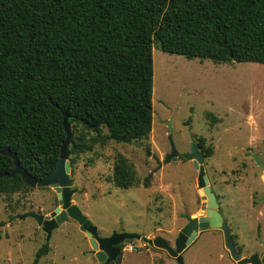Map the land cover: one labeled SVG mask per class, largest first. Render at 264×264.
<instances>
[{
    "label": "trees",
    "instance_id": "16d2710c",
    "mask_svg": "<svg viewBox=\"0 0 264 264\" xmlns=\"http://www.w3.org/2000/svg\"><path fill=\"white\" fill-rule=\"evenodd\" d=\"M154 45L189 59L264 63V0H0V195L31 188L20 174L1 175L14 168L7 147L37 179L55 169L62 110L71 167L96 144L148 138ZM113 180L139 184L122 154ZM49 249L42 244L34 262Z\"/></svg>",
    "mask_w": 264,
    "mask_h": 264
},
{
    "label": "rangeland",
    "instance_id": "374dc122",
    "mask_svg": "<svg viewBox=\"0 0 264 264\" xmlns=\"http://www.w3.org/2000/svg\"><path fill=\"white\" fill-rule=\"evenodd\" d=\"M153 123L148 138L131 143L108 141L82 152L71 167L72 201L97 226L99 235L137 232L146 238L160 235L175 246L187 224L183 214H205L207 198L197 185L198 170L184 158L192 138L212 151L204 165L213 190L219 195L232 236L243 257L264 248V63L215 62L187 58L153 46ZM169 135L179 152L176 161L163 163L170 152ZM124 155L136 170L139 184L117 187L115 160ZM147 182V184H145ZM59 205L51 187H31L0 195V264H103L88 236L69 219L47 238L25 211L49 214ZM126 242V241H125ZM124 242V243H125ZM50 245L38 263V248ZM123 244V247L126 244ZM128 243V242H127ZM133 252L123 249L114 264H179L167 251L143 239L132 240ZM184 264H236L225 248L222 232L200 233L183 254Z\"/></svg>",
    "mask_w": 264,
    "mask_h": 264
},
{
    "label": "water",
    "instance_id": "95a60500",
    "mask_svg": "<svg viewBox=\"0 0 264 264\" xmlns=\"http://www.w3.org/2000/svg\"><path fill=\"white\" fill-rule=\"evenodd\" d=\"M59 107L58 104H55ZM61 108V107H59ZM63 125L66 131V138L62 143L60 149V156L57 166L54 170L49 172L45 177L37 179L33 177L27 169H25L15 151L9 147L5 148L2 153L10 156L14 162V168L10 172H2L4 176H15L20 174L26 184L31 187H51L55 190L59 205L49 214L38 213L36 211H25L18 214L19 218L31 216L38 222L46 233L47 238L51 236L52 230L58 227L62 222L69 219L75 220L81 231L88 236L89 243L92 246V251L95 253L97 259L103 264H114L115 259L119 253V245L126 240L143 239L149 245L159 247L167 251L179 264H184V251L191 246L197 236L209 229H219L224 238L225 248L229 251L230 257L236 264H264V252L260 256L259 252H255L249 257H243L241 251L237 248L235 240L231 234V227L228 220L224 218L219 211V203L217 201L216 193L212 190L209 179L206 174L203 152L199 150L198 145L193 141L191 143V150L184 153V158L192 160L195 168L198 170L197 185L201 188L207 198V208L205 215L200 217H192L190 214H183L187 219V224L181 229L178 237L175 240V246H172L163 236H156L155 238H146L137 232H117L114 231L111 235H99L98 228L94 224H86L87 215L81 211L79 206L72 201V196L76 189L72 188L73 179L70 177L71 165L69 161L70 143L72 136V128L69 122L68 109L62 110ZM171 150L167 153L163 160H157L158 166L149 174L147 181L150 180L152 173L160 168L163 163L176 161L179 152L175 147L172 136L169 135ZM256 163L261 166L264 172V163L260 160L259 154H253ZM264 200V193L259 197V201Z\"/></svg>",
    "mask_w": 264,
    "mask_h": 264
},
{
    "label": "flooded vegetation",
    "instance_id": "af4514ba",
    "mask_svg": "<svg viewBox=\"0 0 264 264\" xmlns=\"http://www.w3.org/2000/svg\"><path fill=\"white\" fill-rule=\"evenodd\" d=\"M197 145H198V148H199V150L200 151H202L203 152V159H204V157L205 156H207V154H206V152H205V150H203L202 149V145H201V142H197L196 143ZM191 150V149H190ZM256 154V153H255ZM253 155V154H252ZM260 155V154H259ZM254 158V157H253ZM255 160V159H254ZM261 160V159H260ZM256 162V161H255ZM263 162V161H262ZM264 163V162H263ZM205 166V165H204ZM205 170H206V168H205ZM206 174H207V171H206ZM207 177H208V175H207ZM209 179V178H208ZM209 184H210V180H209ZM210 186H211V184H210ZM211 188H212V190H213V187L211 186ZM214 191V190H213ZM215 192V191H214ZM216 193V192H215ZM263 194V193H262ZM261 194V195H262ZM205 195V194H204ZM261 195L259 196V197H261ZM216 196H217V201H218V203H219V211L223 214V216H224V218H226V216L224 215V213L221 211V206H222V204H221V202H220V198H219V195L216 193ZM206 197V196H205ZM259 197L257 198V200L259 201ZM206 208H207V206L205 207V211H206ZM205 215V214H204ZM227 219V218H226ZM228 220V219H227ZM228 224H229V221H228ZM231 227V226H230ZM209 230H211V229H209ZM219 230V229H218ZM208 231V230H207ZM220 231V230H219ZM205 232V231H204ZM221 232V231H220ZM203 233V232H202ZM231 234H232V232H231ZM235 240V239H234ZM124 243V242H123ZM126 243V242H125ZM124 243V244H125ZM236 243V242H235ZM123 249H124V247H123ZM240 251V250H239ZM255 252H257V251H255ZM255 252H253L252 254H254ZM263 252H264V248L262 249V251H260L259 252V254H260V256L263 254ZM242 253V252H241ZM251 254V255H252ZM250 255V256H251ZM243 256V255H242ZM245 257H247V256H245Z\"/></svg>",
    "mask_w": 264,
    "mask_h": 264
},
{
    "label": "built area",
    "instance_id": "2783aa9c",
    "mask_svg": "<svg viewBox=\"0 0 264 264\" xmlns=\"http://www.w3.org/2000/svg\"><path fill=\"white\" fill-rule=\"evenodd\" d=\"M126 245L124 246V250H126V251H129V252H133L134 250H135V248H136V245L135 244H133V243H125Z\"/></svg>",
    "mask_w": 264,
    "mask_h": 264
}]
</instances>
